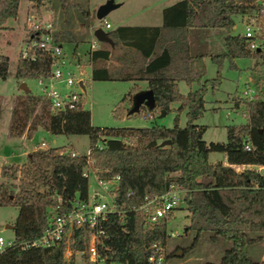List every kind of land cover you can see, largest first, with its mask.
<instances>
[{"label": "trees", "instance_id": "1", "mask_svg": "<svg viewBox=\"0 0 264 264\" xmlns=\"http://www.w3.org/2000/svg\"><path fill=\"white\" fill-rule=\"evenodd\" d=\"M28 1L38 11L51 0ZM262 1L178 0L161 9L160 25L117 26L106 31L111 43L99 42V48L89 52L91 80L144 81L146 89L152 91L154 106L143 108L147 112L175 111L171 127H93L89 111L81 104L53 113L41 95L21 91L14 97L9 136L40 127L54 135H86L88 149L85 155L75 157L56 147L36 149L20 165L1 171L3 176L17 174L18 184L16 194L0 184V205L11 203L17 208L10 225L12 244L0 252V264H74L64 260L63 252L66 246L72 251L80 249L81 239L88 233L85 228L73 229L67 241L51 248H22L20 243L38 236L46 227L48 208L57 196H86L87 177L82 173L87 159L92 161L96 176H119L113 199L120 215H107L102 224L104 235L97 244L104 264H145L151 244L164 249L171 212L149 223L133 208L145 197L170 187L182 192L188 227L194 231L189 249L202 232L210 233V242L223 239L230 243L217 263L204 264H264V259L251 261L246 251L249 244L260 240V236L251 238L248 233L264 232V174L255 168L264 167V101H244L247 120L227 125L225 142H204L203 127L193 123L204 110L205 93L220 82L223 59L234 68V59L264 58L263 53L248 50L240 34H225L223 51L211 52L204 32L229 31L236 16L242 19L250 15ZM18 2L0 0V31L7 19L16 16ZM116 46L129 53L122 64L109 66L111 47ZM205 56L216 66L215 77L210 80H203ZM7 67L8 57L0 53V79L6 77ZM48 72L49 57L44 52L35 51L33 58L17 57V79L45 77ZM179 82L196 88L181 94ZM172 102H178L176 108L169 107ZM233 105L238 103L233 101ZM183 109L186 122L179 127L177 113ZM166 139L169 144L160 145ZM97 144H101L100 149ZM209 152L223 153L225 163L208 162ZM240 166L250 168H236Z\"/></svg>", "mask_w": 264, "mask_h": 264}, {"label": "rangeland", "instance_id": "2", "mask_svg": "<svg viewBox=\"0 0 264 264\" xmlns=\"http://www.w3.org/2000/svg\"><path fill=\"white\" fill-rule=\"evenodd\" d=\"M107 0H51L45 2L38 11H35L28 0H19L17 14L14 18L7 19V28L0 33V53L8 57L6 77L0 79V184L13 194L17 192L18 176L9 173L3 176L1 171L8 169L11 165H20L24 162L27 154L36 149L56 147L57 150L74 151L78 155H85L88 149V138L86 135H62L51 134L37 127L32 132L24 131L20 136H9L8 127L10 123L11 107L13 99L21 93L18 85L22 82L33 95H40L39 84L35 78L17 79L14 76L15 64L20 54L22 45L27 39L25 18L29 15L37 20L49 23L53 36L62 44L63 50L72 64L70 67L75 73L82 72L85 89L82 95V107L89 111L90 124L93 127H140L148 125L172 126L175 111L171 110L160 116V112L154 109L147 112L143 106L139 111L128 114L131 107V96L137 87L142 88L143 82L129 80H91L90 63L88 54L90 42L93 39L92 31L100 28L110 31L117 26H156L161 23V9L178 0H112L117 7L111 9L101 20L95 18L96 8ZM235 24L229 31L225 29L206 30L204 32L207 48L211 52L223 51L222 38L225 34H241L243 29L242 20L239 16L234 18ZM107 22L109 29L104 28ZM99 43V42H98ZM99 45V44H98ZM112 50L111 57L106 63L109 66L116 65ZM235 67H228L226 59L222 60L220 82L213 88L208 89L204 95V110L193 123L202 126V140L209 142H225L226 126L244 123L247 114L244 101L240 97V91L245 83L256 85L260 94L264 90V58L244 57L234 59ZM205 74L203 80L215 77L216 66L209 57H204ZM254 81L251 83V81ZM137 85V86H136ZM145 86V85H144ZM181 94L194 90L191 87L178 83ZM60 90L61 84L54 85ZM63 87V86H62ZM61 87V88H62ZM233 101L238 103L234 107ZM178 102L170 103V108H176ZM51 112V111H50ZM177 124L183 127L186 122L185 109L177 113ZM44 142V146H40ZM224 154L221 152H209L208 162L221 161ZM88 164L83 168L87 174L88 191L97 189L93 174L95 169L92 161L87 159ZM248 167H239V169ZM250 168V166H249ZM254 168V167H252ZM261 168V167H260ZM11 174V175H10ZM179 196L178 205L171 211L166 221V238L164 245V264H204L205 262L217 263L224 249L230 243L217 239L210 242L209 232H202L198 240L192 244L194 231L189 229L188 213L182 203V192ZM17 214V208L11 204L0 205V236L4 239L13 238L10 225ZM170 233L172 235L170 236ZM251 238L260 236V240L246 247L248 257L253 262L264 259V232H249ZM184 250V252H183ZM181 252L180 256L175 253ZM74 264H88L85 256L72 254L66 257ZM104 264V263H99ZM114 264V263H111ZM116 264V263H115Z\"/></svg>", "mask_w": 264, "mask_h": 264}, {"label": "built area", "instance_id": "3", "mask_svg": "<svg viewBox=\"0 0 264 264\" xmlns=\"http://www.w3.org/2000/svg\"><path fill=\"white\" fill-rule=\"evenodd\" d=\"M243 29L241 37L250 51H258L264 54V1L260 2L259 8L252 11L250 15L242 19ZM104 23V28L108 29L109 24ZM25 30L27 39L21 47L22 57L33 58L35 51L44 52L49 57V72L45 77L35 78L39 84L40 95L48 102L49 110L53 113L74 109L78 104L82 106V95L85 89L84 78L80 76L82 72L75 73L71 65L77 69L75 63H71L63 50L62 44L57 41L49 23L37 20L29 15L25 18ZM98 48V41L93 37L90 42V51ZM254 81L252 80L251 83ZM61 84L60 90L54 85ZM260 89L255 85L245 83L240 91L243 100L264 101V90L260 94ZM44 146V142H40ZM101 148V144H97ZM247 148V147H246ZM70 156H77L74 151H68ZM88 161L86 160L87 166ZM264 167L259 166L258 169ZM87 177L85 171L82 173ZM97 189H93L84 198L74 196L69 199H62L57 196L53 204L47 211V224L42 232L29 240L20 243L22 248H51L58 245L62 240L67 241L73 229H87V236L81 239L80 249L72 251L65 247L63 257L66 262L70 259L66 257L72 254L85 256L88 264L104 263L97 253V244L100 237L104 235L102 224L107 215H120L118 205L113 199V192L117 188L119 176L117 174L106 178H101L93 174ZM180 190L170 187L159 195L145 197L134 211L141 212L146 221L154 223L167 213L171 212L179 202L177 193ZM129 194V193H128ZM172 233H170V236ZM12 244V239H4L0 236V252ZM164 249L158 244H151L145 264H164Z\"/></svg>", "mask_w": 264, "mask_h": 264}, {"label": "water", "instance_id": "4", "mask_svg": "<svg viewBox=\"0 0 264 264\" xmlns=\"http://www.w3.org/2000/svg\"><path fill=\"white\" fill-rule=\"evenodd\" d=\"M117 7V4H114L112 0H107L103 4L99 5L96 10H95V18L98 20L103 19V17L113 8ZM93 37L98 41V42H108L111 43V40L109 37L106 35V32L103 31L100 28H95L92 31ZM18 88L21 91H28L27 87L25 86L24 83H20L18 85ZM140 106H145L147 109H152L154 106V99H153V94L150 89H144V90H139L136 91L132 96H131V107L128 109V114H133L138 112V109ZM160 116L164 115V111H160ZM169 144V140H162L160 142V145H167ZM259 172L261 174H264V169L260 168ZM11 228V226H10ZM177 256L181 255V252L178 251L175 253Z\"/></svg>", "mask_w": 264, "mask_h": 264}, {"label": "crops", "instance_id": "5", "mask_svg": "<svg viewBox=\"0 0 264 264\" xmlns=\"http://www.w3.org/2000/svg\"><path fill=\"white\" fill-rule=\"evenodd\" d=\"M160 25V24H159ZM4 26H5V28H7L8 26H7V20H6V22L4 23ZM139 26V25H138ZM140 26H151V25H140ZM155 26V25H154ZM157 26V25H156ZM109 28H110V26H109ZM108 28V29H109ZM5 29H3V30H1L0 31V33L2 32V31H4ZM99 44V43H98ZM98 48H99V45H98ZM116 50V54L114 55V60H115V63L116 64H122L123 62H125V58H127L126 56H125V54L126 53H129V51L126 49V48H124V47H122V46H116L115 48L114 47H111V53H112V50ZM126 55H128V54H126ZM118 58L119 59H121L120 61L118 60ZM123 60V61H122ZM90 73V72H89ZM140 82H143V85H142V88H138L137 87V90L136 91H139V90H144V89H146V84H145V82L144 81H140ZM179 83H181V82H179ZM145 85V86H144ZM137 86V85H136ZM223 163H225V157L223 158V160H221ZM240 167H249V166H240ZM236 168H239V167H236ZM255 168H259V166H255ZM74 263V262H73Z\"/></svg>", "mask_w": 264, "mask_h": 264}]
</instances>
